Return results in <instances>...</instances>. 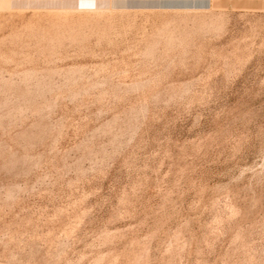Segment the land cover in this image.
I'll return each instance as SVG.
<instances>
[{"label":"rangeland","instance_id":"obj_1","mask_svg":"<svg viewBox=\"0 0 264 264\" xmlns=\"http://www.w3.org/2000/svg\"><path fill=\"white\" fill-rule=\"evenodd\" d=\"M0 0V264H264V0Z\"/></svg>","mask_w":264,"mask_h":264},{"label":"clouds","instance_id":"obj_2","mask_svg":"<svg viewBox=\"0 0 264 264\" xmlns=\"http://www.w3.org/2000/svg\"><path fill=\"white\" fill-rule=\"evenodd\" d=\"M115 5V0H105L104 4L101 5L103 8H111ZM91 9H95L97 7L96 0H91L89 4Z\"/></svg>","mask_w":264,"mask_h":264}]
</instances>
